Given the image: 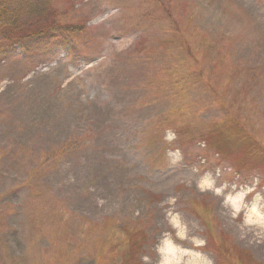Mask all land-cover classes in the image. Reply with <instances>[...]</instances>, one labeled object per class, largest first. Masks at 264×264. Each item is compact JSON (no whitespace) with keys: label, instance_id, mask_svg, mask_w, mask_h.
I'll return each instance as SVG.
<instances>
[{"label":"rangeland","instance_id":"rangeland-1","mask_svg":"<svg viewBox=\"0 0 264 264\" xmlns=\"http://www.w3.org/2000/svg\"><path fill=\"white\" fill-rule=\"evenodd\" d=\"M52 6L69 46L0 22V264H264V0ZM175 56L204 83L174 101L149 79Z\"/></svg>","mask_w":264,"mask_h":264},{"label":"trees","instance_id":"trees-1","mask_svg":"<svg viewBox=\"0 0 264 264\" xmlns=\"http://www.w3.org/2000/svg\"><path fill=\"white\" fill-rule=\"evenodd\" d=\"M160 7L165 8L164 6ZM37 11L40 12L39 17L45 16L46 18H48L49 15L48 19H34L35 21L41 22V25H43L44 27H41L40 30H38L39 28H35L33 31L32 28L27 29L29 30L28 32L24 34H18V38L16 39L14 37L4 38L7 41L16 43L19 46H25V42H28L27 44H29L30 46H37V44H41L39 48H44L49 45L57 46L61 44V42H63V37L57 36L56 33H66L69 37L73 36V29L66 28L62 30L56 24L52 0H0V22H2L3 24L10 23L11 29L24 26V21L32 14H35ZM18 21H20L19 24ZM173 22L175 23L174 19ZM176 30L178 33H180V29L178 28V26ZM180 40L181 46L183 47H178V50L185 49L186 55L189 54V48L187 47L186 40L182 35L180 37ZM63 44H65L66 46L70 45L69 42H63ZM211 52H214V48H211V46L207 45L206 47H203L201 54L203 56L210 54ZM173 63L174 64L171 65L169 69H165L163 72L158 71L156 73V77L157 75H160V77L156 78L155 76H153V79H149V83L152 82V87L154 89L163 91L164 95L171 97L175 101L179 97V94L183 92V90L175 89L178 83L188 82L189 87L193 89L196 87L197 84H203L204 82L199 79H202V74L199 72H197V74H194L193 76L189 75L190 73L189 70L186 68V62L181 56H175ZM167 65L170 66V61L167 63ZM205 85H207L206 82ZM210 91L214 92L212 89H210ZM56 159L57 153H54L48 156L46 162H54Z\"/></svg>","mask_w":264,"mask_h":264},{"label":"bare ground","instance_id":"bare-ground-1","mask_svg":"<svg viewBox=\"0 0 264 264\" xmlns=\"http://www.w3.org/2000/svg\"><path fill=\"white\" fill-rule=\"evenodd\" d=\"M236 200L239 206L244 203L242 202V198H237ZM227 205L223 208L227 209ZM262 210H264V203L260 200L256 201L249 211L242 230H240L241 236L244 239H249L256 243L260 251L264 250V213L263 215H260V213L263 212ZM251 217L254 218V221H251ZM162 251L163 254L166 255V263L171 262L172 264H182V261H184V258L186 257L183 253H176L170 244H167L166 248Z\"/></svg>","mask_w":264,"mask_h":264}]
</instances>
